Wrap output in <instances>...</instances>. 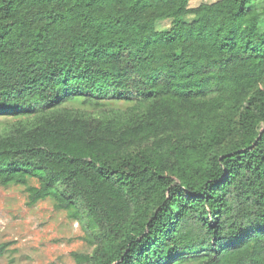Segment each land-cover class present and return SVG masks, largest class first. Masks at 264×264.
Returning <instances> with one entry per match:
<instances>
[{
  "label": "trees",
  "instance_id": "obj_1",
  "mask_svg": "<svg viewBox=\"0 0 264 264\" xmlns=\"http://www.w3.org/2000/svg\"><path fill=\"white\" fill-rule=\"evenodd\" d=\"M191 3L0 0V184L79 262L264 264V0Z\"/></svg>",
  "mask_w": 264,
  "mask_h": 264
},
{
  "label": "rangeland",
  "instance_id": "obj_2",
  "mask_svg": "<svg viewBox=\"0 0 264 264\" xmlns=\"http://www.w3.org/2000/svg\"><path fill=\"white\" fill-rule=\"evenodd\" d=\"M202 1L214 0L191 4ZM7 121L11 119L0 116V129ZM30 183L38 184L34 179ZM92 248L81 225L52 199L31 203L23 185L0 184V264H86L75 254H90Z\"/></svg>",
  "mask_w": 264,
  "mask_h": 264
}]
</instances>
